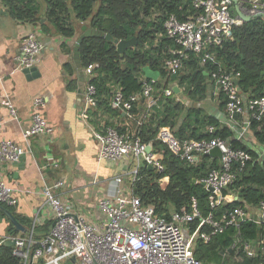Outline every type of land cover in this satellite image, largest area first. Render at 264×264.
I'll use <instances>...</instances> for the list:
<instances>
[{
	"label": "built area",
	"instance_id": "1",
	"mask_svg": "<svg viewBox=\"0 0 264 264\" xmlns=\"http://www.w3.org/2000/svg\"><path fill=\"white\" fill-rule=\"evenodd\" d=\"M233 5V0H191L196 14L186 20H179L174 15L166 18L163 30L173 41L175 48L169 50L171 57L164 62V69L168 78L178 76L190 54L198 57L200 66H212L207 73V81L217 95L224 96L228 126L234 130L238 119L244 118L243 124L238 126L239 131L234 135L236 140H241L250 129L252 121L263 120L264 96L249 100L242 98L236 84L238 75L223 70L217 61L216 51L232 39L233 29L243 24L232 15L230 10ZM238 5L244 14L259 15L264 20V0H248L247 5L239 2ZM42 49L43 45L34 33L27 35L23 39L18 58L19 69L36 67ZM97 69L98 65L92 64L83 69V72L91 80L96 77ZM145 79L144 75L140 77L143 86L139 93L124 96L117 86L113 89L110 108L126 121H133V107L141 101L145 102L148 110L157 106V100L153 96L154 87ZM174 87L180 88L172 83L164 90L163 95L176 99ZM97 98L96 88L88 82L83 95L80 119L92 132L99 161H133V169L127 175L131 189L125 190L121 186L126 176L117 177L113 181L115 193L98 201L104 220L93 224L85 216L79 215L73 204L62 201L56 195L58 190L65 187L62 180L46 184L43 189L45 205L52 214V225L48 232L40 239L34 238L33 230L25 236H7L0 245L5 241H14L12 255L18 259L19 264H200L194 258L193 252L197 238L207 242L212 235L222 232L226 227L237 226L247 218L246 208H234L219 220H214L212 210L237 200L231 193L224 191L229 190L246 164L251 161L250 154L233 147L231 139L214 137L210 140H181L169 128H161L156 139L186 165H197L215 147L219 149L221 157L206 156L210 157V162L217 159V167L211 168L205 177L196 181L209 192L208 206L211 211L207 216L201 215L195 201L190 211L182 208L172 212L168 218L158 215L153 206H144L141 203L140 198L134 195L132 187L142 167L157 173L164 172L163 155L153 152L151 144L141 143L138 137L119 132L118 126L111 123L108 115L97 111ZM2 104L8 108L10 117L17 120V110L11 101L4 98ZM42 106V99L33 100L31 123L22 133L25 140L35 136H52L53 128L44 118L40 110ZM2 126L3 121L0 119V128ZM206 131L213 133L214 128L206 127ZM149 146L151 150L148 153L146 149ZM25 154L26 150L18 144L8 140L0 142V162L18 163ZM58 166L59 162L49 155L45 168ZM168 180V177H164L159 182L167 184ZM0 204L9 207L17 205L15 190L2 180ZM258 214L257 223H264V201L258 205ZM196 220L198 224L191 231L189 226ZM205 224L211 227L208 233L201 232V227ZM261 244L256 247L245 245L246 255L254 257L256 249H261Z\"/></svg>",
	"mask_w": 264,
	"mask_h": 264
},
{
	"label": "trees",
	"instance_id": "2",
	"mask_svg": "<svg viewBox=\"0 0 264 264\" xmlns=\"http://www.w3.org/2000/svg\"><path fill=\"white\" fill-rule=\"evenodd\" d=\"M8 12L17 20L34 21L39 12L35 0H1ZM46 3V18L54 30L60 35L70 38L74 35L71 15L79 23L86 24L87 28L108 34L112 39H136V46L119 54L113 43L107 42L104 37L94 36L82 41L78 56L81 68L97 64L96 77L91 83L97 91V111H103L108 116L122 118L119 113L111 110L110 100L113 89L117 86L124 96L139 93L143 83L140 77L142 69L149 67L159 73L155 82L145 79L154 87L153 96L157 106L150 110L145 102L137 103L132 110L133 121L131 130L123 126L117 127L122 134L136 136L143 144H151L154 152L163 155V173H157L147 167H142L137 174L132 191L139 197L144 206H153L158 215L167 218L174 211L184 208L191 210L193 201L201 215L207 216L211 211L208 206L209 192L202 187L200 181L211 168L217 167V159L209 161L210 157L203 156L197 165H186L178 160L156 135L161 128H169L178 139L210 140L214 137L231 139L233 147L247 151L251 161L239 174L234 183L224 193H231L237 197L230 203L220 205L212 210L214 220H219L234 208L258 207L264 201V157L245 146L241 140L234 138V130L226 122L214 118L202 109L187 108L184 118H180L181 106L174 101V97L163 95L172 83L180 88L184 86L183 94L192 100H202L208 95L207 73L210 65L202 67L198 57L190 54L184 61L182 71L178 76L168 78L164 69V62L171 57L170 49L175 44L163 30V23L171 15L179 20H186L197 12L191 6V0H44ZM33 7H28L30 4ZM46 33L47 27L42 25ZM219 66L237 74L239 93L246 99H255L264 96V20L254 18L239 27H235L232 39L226 41L216 51ZM68 72L69 64L65 65ZM218 110L226 116L224 96H218ZM184 109V108H183ZM227 117V116H226ZM111 118V117H109ZM180 118V120H179ZM113 124V122H111ZM206 127H213L209 133ZM250 130L255 139L264 146V118L261 122L252 121ZM168 177V183L161 187L158 180ZM9 210L15 219L25 228L29 226L14 213L13 207L0 204ZM0 218L7 224L9 237L24 236L15 232L13 225L0 213ZM28 224V225H27ZM198 224L196 220L189 227L193 231ZM27 229V228H26ZM209 225H203L201 232L208 233ZM264 234V223L257 225L250 220L239 223L238 228L229 226L222 232L212 235L207 242L197 238L194 242V258L200 264H251L264 262V254L256 258H247L241 250L236 254L232 248L234 242L241 244L248 241H258ZM12 247L0 245V264H19L12 255ZM231 249V251H229Z\"/></svg>",
	"mask_w": 264,
	"mask_h": 264
},
{
	"label": "crops",
	"instance_id": "3",
	"mask_svg": "<svg viewBox=\"0 0 264 264\" xmlns=\"http://www.w3.org/2000/svg\"><path fill=\"white\" fill-rule=\"evenodd\" d=\"M238 2L247 5L248 0ZM35 4L38 5L39 12L34 21L17 20L0 0V119L3 121L0 142L8 140L26 150V154L18 163L0 162V180L15 190L17 198V205L13 207L15 215L29 224L26 227L28 233L33 230L34 238L40 239L52 225V214L45 205L43 194L46 184L62 180L65 187L58 190L56 195L62 201L73 204L77 213L85 216L90 223L97 224L104 220L98 208V201L115 193L113 181L117 177L124 175L129 179L127 176L130 172L129 165L133 166V161L118 163L99 161L92 132L80 119L83 95L90 79L84 74L83 68L80 71L76 69L73 53L75 43L82 34L81 27L86 24L79 23L74 15H71L74 35L66 38L57 33L46 18L45 1L35 0ZM35 4L32 3L28 7ZM43 24L47 27L46 33L42 30ZM30 33L36 35L43 49L39 63L35 67L38 77L28 78L23 70L19 69L18 58L23 39ZM66 64L70 65V72L66 70ZM206 82L208 83L207 80ZM209 86L211 91L213 86L210 83ZM183 89L184 86L178 89L177 101L186 96L182 93ZM218 96L215 90L206 96L216 101L214 112L207 114L228 125L227 117H223V113L218 110ZM4 98H8L16 108L17 120L10 117L8 108L2 104ZM37 98L43 100L40 110L53 128V134L50 137L35 136L25 140L22 133L30 126L34 109L33 100ZM242 98L248 100L245 96ZM108 119L118 127L123 126L129 130L132 128V122L123 118L108 116ZM243 121L244 118L238 119L234 135L237 134V130L239 131L238 126H241ZM241 141L248 148L257 151L261 158L264 157V146L255 139L250 129ZM151 149L153 150V147ZM49 155L59 162L57 168H45ZM124 185L122 182V188ZM245 211L246 220L257 225L262 224L257 223L258 207H247ZM238 226L239 224L233 227ZM7 227V222L0 218V243L8 236ZM259 243H262L261 249H256L254 257H248L244 251L245 245L256 247ZM232 248H235L236 254L241 250L250 259L263 255L264 234L256 242L248 241L241 244L236 241Z\"/></svg>",
	"mask_w": 264,
	"mask_h": 264
},
{
	"label": "water",
	"instance_id": "4",
	"mask_svg": "<svg viewBox=\"0 0 264 264\" xmlns=\"http://www.w3.org/2000/svg\"><path fill=\"white\" fill-rule=\"evenodd\" d=\"M233 7L231 8V13L232 15L237 18L241 23H247L249 21H251L254 18H260L259 15L256 16H249L246 15L242 12L241 8L238 5V0H233ZM81 31L82 34L79 36V38L77 39L75 46H74V53H73V61L74 64L76 66V69L78 71H80L81 69V65H80V60H79V56H78V50L79 47L82 43V41L86 38H90V37H94V36H100V37H104V39L107 42H111L115 45L116 50L119 54H123L126 50L134 48L136 46V39H131V40H116V39H112V37L108 34H102L100 32H97L95 30L89 29L87 28L86 25H82L81 27ZM144 77L146 79H149L152 82L157 81V79L159 78V73L157 71H153L151 70L149 67H144L142 69ZM23 73L29 78V76L31 77H38V73H37V68H31V69H23ZM237 84V81H236ZM173 92L175 94H177L178 89L176 87L173 88ZM151 147H147L146 152H150ZM206 156H210V157H221V153L219 151L218 148H213L210 150V152L206 155ZM152 170V169H150ZM193 182H196V180H193ZM209 191H212L211 189H208ZM0 213L3 214L8 221L13 225L15 232L20 233V234H27L28 230L22 226L16 219L15 217L12 215V213L7 210L5 207H3L2 205H0ZM5 246L8 247H13L14 245V241H5L3 243ZM69 264V263H67Z\"/></svg>",
	"mask_w": 264,
	"mask_h": 264
},
{
	"label": "rangeland",
	"instance_id": "5",
	"mask_svg": "<svg viewBox=\"0 0 264 264\" xmlns=\"http://www.w3.org/2000/svg\"><path fill=\"white\" fill-rule=\"evenodd\" d=\"M241 25V24H240ZM238 25V27L240 26ZM210 86H209V83H208V93L212 92V90L210 91ZM175 102H178L181 106H183V108H181V113H180V118H184L186 116V113L188 112L187 108L189 107H194V108H197V109H202V111H204L205 113H212L214 112V108L216 107V101H213V98H204L202 100H192L191 98H189L188 96H184V98H179L180 101H176L175 98H173ZM179 118V120H180ZM129 169H133V166L132 165H129ZM128 180L129 179H126L124 180L123 184L124 185V189L125 190H129L131 189V187H129L128 185ZM158 183L161 187H165L166 184H161V182H159L158 180Z\"/></svg>",
	"mask_w": 264,
	"mask_h": 264
}]
</instances>
